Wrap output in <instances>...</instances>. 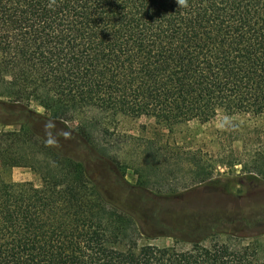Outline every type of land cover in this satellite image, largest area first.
Segmentation results:
<instances>
[{
	"label": "trees",
	"instance_id": "trees-1",
	"mask_svg": "<svg viewBox=\"0 0 264 264\" xmlns=\"http://www.w3.org/2000/svg\"><path fill=\"white\" fill-rule=\"evenodd\" d=\"M186 3L0 0V114L19 125L0 135V162L41 180L0 178V264H264V193L228 207L230 185L207 179L156 194L145 176L129 185L100 139L119 115L264 118V0ZM90 163L116 174L119 203ZM251 163L244 181L264 189V153Z\"/></svg>",
	"mask_w": 264,
	"mask_h": 264
},
{
	"label": "rangeland",
	"instance_id": "rangeland-1",
	"mask_svg": "<svg viewBox=\"0 0 264 264\" xmlns=\"http://www.w3.org/2000/svg\"><path fill=\"white\" fill-rule=\"evenodd\" d=\"M31 108L40 114L45 113L35 103H31ZM6 120L9 118L0 114V135L19 130V125L2 122ZM107 123L109 133L100 135V139L106 144L107 152L119 159L129 185L139 184V179L145 176L147 189L156 194L184 193L207 179L219 180L230 185L231 195L219 192L228 207L236 205L232 194L264 193V189L252 187L244 181V177L258 167L251 163L253 156L264 153L263 117L219 111L206 122L190 120L170 127L157 124L153 118L125 115L107 120ZM146 140L152 144H146ZM56 145L65 151L63 143L56 141ZM89 170L95 173L107 198L119 203L125 191L116 184V174L93 163H90ZM0 178L14 182L31 181L36 186L41 184L39 175L23 165L2 166L0 162ZM200 193L202 190L199 189L190 192L192 196ZM219 240L229 241L225 236ZM146 241L141 239V243ZM149 241L159 246H169L174 242L168 237ZM229 243L237 246V242Z\"/></svg>",
	"mask_w": 264,
	"mask_h": 264
},
{
	"label": "clouds",
	"instance_id": "clouds-1",
	"mask_svg": "<svg viewBox=\"0 0 264 264\" xmlns=\"http://www.w3.org/2000/svg\"><path fill=\"white\" fill-rule=\"evenodd\" d=\"M176 3L178 5V7H181V8L187 6L186 0H176Z\"/></svg>",
	"mask_w": 264,
	"mask_h": 264
}]
</instances>
